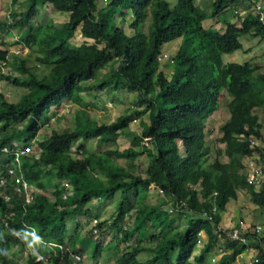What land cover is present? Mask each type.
Returning <instances> with one entry per match:
<instances>
[{
  "label": "trees",
  "instance_id": "1",
  "mask_svg": "<svg viewBox=\"0 0 264 264\" xmlns=\"http://www.w3.org/2000/svg\"><path fill=\"white\" fill-rule=\"evenodd\" d=\"M257 1L211 0L208 16L212 20L227 10H239V5L252 6L251 12L237 21L239 24L220 19L221 30L202 24L203 16L198 14L194 0H174L172 6L164 0H24L22 11L9 13V24L7 20L0 22V32L8 35L14 29L15 43L27 49L25 54L18 55L0 50V80L24 89L17 102L7 101L0 93V147L10 148L13 139H33L40 149L36 157L31 153L21 157L22 177L33 187L29 202L15 194L11 176L6 175V181L0 184V216L12 212L7 228L0 222V264H80L73 262L77 252L66 239L65 218L79 213L93 198L110 199L116 191L119 196L112 224L116 227L132 209L131 226L120 232L124 239L134 233L137 237L134 246L122 252L116 264L203 262L205 250L213 245L218 234H225L218 226L219 212L225 210L231 190H246L251 203L264 209V182L256 188L243 172L245 157L254 150L264 161V147L251 148L248 142L249 136L264 141V125L253 113L264 105V72L257 73L254 81L248 62L223 63L221 58L241 49L240 37L264 39V21L252 12ZM44 8L66 12L67 18L63 22L40 23L38 14ZM115 16L126 17L131 32L125 33ZM145 22L147 27L143 30ZM75 30L86 42L81 50L70 43ZM177 38L167 64L170 70L165 74L164 67L158 68L166 56L164 45ZM8 54L13 57L9 64L27 77L1 71V62L5 63ZM29 59L46 66L47 74L36 76L27 65ZM97 70H101V75L94 80ZM104 89L136 93L138 107L131 106L129 112L111 123H93L81 108L82 94ZM224 95L232 114L220 125L219 132L228 161L215 158L207 163L204 123ZM66 101L77 106L73 129L51 130L36 142L40 126L56 118L50 115L51 110ZM130 113L147 114V122L140 123V135L127 130ZM16 123L20 126H14ZM119 135L131 136V144L139 145L146 154L144 176L131 170L135 169L132 161L128 167L110 161L113 155L133 158L137 151L89 153L79 146L70 154L76 140L95 139L97 144H107ZM177 142L190 146L181 153ZM9 159L0 153V174L5 171L1 164ZM98 173L103 177H96ZM62 181L68 183V190L61 185ZM150 184L169 200L176 216H185L188 221L171 236L163 235L154 248H148L152 256L139 261L136 254L144 250L140 238L146 228L158 226L163 231L169 223L164 209L145 202ZM48 189L51 197L45 192ZM64 191L68 194L62 198ZM102 228L97 221L99 233ZM237 228L239 225L233 229ZM231 230H226L223 243L229 249V258L247 249L246 240L254 241L255 264H264V235L259 236V231L252 228L240 234L243 241L235 240L228 235ZM201 232L205 235H198ZM24 233L35 245H55L45 247L46 260L32 251L21 261L10 257L12 247L21 251ZM199 237H206V241L193 256ZM97 250L95 245L93 252ZM171 252L175 254L174 260L169 257ZM225 259L230 260H222Z\"/></svg>",
  "mask_w": 264,
  "mask_h": 264
},
{
  "label": "rangeland",
  "instance_id": "2",
  "mask_svg": "<svg viewBox=\"0 0 264 264\" xmlns=\"http://www.w3.org/2000/svg\"><path fill=\"white\" fill-rule=\"evenodd\" d=\"M167 2L169 6H172L174 0H164ZM210 1L211 0H201L198 4V0H194L195 5H197L198 14L203 16L202 24L205 27H209L210 23L213 21L216 22L217 29H222V21L220 19H231L232 22L239 24L237 21H240V17L231 13V10H227L222 13L219 17L214 20L209 18L208 13L210 10ZM99 2V1H98ZM258 2V1H257ZM257 4V3H256ZM260 4V3H259ZM250 5V4H249ZM247 7H243L239 5V10L241 12V18L245 13L251 10V5ZM255 5V4H254ZM261 5V4H260ZM264 6V4L262 3ZM25 8L24 0H0V22L7 20V13L19 12ZM251 12V11H250ZM116 17V16H115ZM67 18L66 12L59 11H50L46 8L42 9L38 14V22L45 23L48 20H52L55 22H63ZM219 18V19H218ZM117 24H120L124 27L126 33L131 32V29L127 26L128 19L124 18V21L120 19L119 16L116 18ZM211 26V25H210ZM147 27V22L144 23L143 30ZM14 34V29L10 30ZM16 33V32H15ZM179 41V38L172 40L167 45H164V53L165 57L160 61L159 69L163 68V72L168 74L170 67L167 65L169 63V58L175 51V47ZM241 49L235 50L232 53L223 54L221 56L222 62H235V63H243L248 62L250 68L253 71V79L257 80L256 75L259 72H264V39L256 40L251 37H240ZM70 43L72 46H76L79 50L83 49L86 42L81 38L79 31L75 30L72 38L70 39ZM19 46V43H15V40H12L9 43V47ZM27 50L24 51V53ZM8 59H12V55L8 54ZM27 65L32 69L34 74L38 77L44 76L47 74V67L44 65L36 64L32 59L27 61ZM1 71L5 74L11 76H18L20 78L27 77L24 74H19L17 67L15 65L6 64L2 66ZM101 75V70L96 71V77L94 80L98 79ZM93 80V81H94ZM24 92V89L18 86H15L11 83H8L4 80H0V93L3 95L4 99L7 101H18L19 96ZM137 94L126 92L124 90L112 91L109 89H104L100 92L94 93H83L82 101L84 110L87 112L89 118L93 123H111L118 116L122 115L125 112H129L131 106L138 107L137 104ZM228 98L224 95L219 102V106L217 110H215L209 117L206 118L203 129V145L208 148V155L206 157V162L209 163L213 159L217 158L221 162L228 161V158L224 155L223 149L224 145L220 141L221 133L219 132V127L225 121L229 119L232 114V110L228 107ZM77 106L72 104L69 101L63 102L61 107L53 108L51 110L50 115H55L56 118L49 123L43 124L40 126L42 128L37 133L36 142L43 136V134H47L51 130L57 131H68L73 129L75 124V115H76ZM253 113L257 115L258 120L264 125V105L261 107H257L253 110ZM141 122H147V114L144 113L142 115L136 116L133 113H130V118L127 123V130L132 132V134L140 135L141 133ZM14 126L19 127L20 124L16 123ZM132 137L129 135H119L113 142L107 144H97L95 139L89 140H76L73 143L72 151L70 154H74L75 148L82 146L80 148L82 151L85 150L89 153H99L103 150H112L116 153H120L125 150L137 151V155L133 158L129 157H120V156H111L110 161L117 165H122L124 167H128L130 161L135 164L131 170L134 172L140 173L144 176L143 171L147 166V156L144 152L141 151L140 146H133L131 144ZM145 140V139H144ZM146 143L145 141H143ZM11 143L25 144L27 142H23L21 140L13 139ZM178 151L181 153L186 152L185 148L190 146V143H178ZM146 145H148L146 143ZM260 147V143L258 144ZM31 146V145H30ZM263 146V145H262ZM264 147V146H263ZM36 149V146H34ZM243 161V160H242ZM246 162V159H245ZM244 162V163H245ZM246 166V168H245ZM243 172L247 171V165L245 164ZM248 173V171H247ZM96 177L102 178L103 175L98 173ZM151 189L150 197H148L145 202L155 204L160 206L165 210L169 217V223L164 228L163 231H159V227L155 228H146V232L142 238H140V245L144 248L143 251L136 254V259L139 261H145L152 256V252L148 250V248H154L158 241L163 238V235L171 236L174 232L179 231L183 228V226L187 223L188 218L185 216H176L173 210V207L170 206L169 200L161 194V192L150 184ZM119 192L116 191L114 195L110 199L101 200L93 198L90 200L83 208L74 216H69L65 218L66 225V239H69L71 242V246L76 250V255L80 256V264H116V260L119 258L120 254L131 247L134 246L136 242V234L134 233L129 239L122 238L121 230H127L128 227L131 226V221L133 219V210L128 209L127 214L117 222V226H113V218L115 215V202L118 199ZM227 209L228 215H233L236 219L240 216V219L237 220L236 225H240V223L250 224L251 225H259L260 230L257 233L259 236L264 235V209L258 208L253 205L250 201V196L244 189H234L229 192V202L224 206ZM220 219L222 221L223 211L219 212ZM95 218L98 222L102 224V232H98L94 237L91 234V230L89 225L91 220ZM230 223V221H229ZM231 223H234L231 221ZM223 223L219 224V228L223 230L225 234H218L217 240L203 253L204 263L205 264H218V260L214 259V263H209V259L211 255H215L217 252L224 255V257L229 258V249L223 247V243L225 242L226 230L222 227ZM27 233L23 234V243L21 247V251H17L16 247H12L9 249V255L15 260L21 261L25 254L28 251H36L38 249L39 253H43L45 250V245L41 244L40 248L33 239L27 240ZM30 235V234H29ZM198 235H205L204 232L199 233ZM199 244L196 245V248L193 252V256L199 251L202 247V244L205 243L206 237H199ZM247 248L249 250L250 256L248 255L241 256V258L236 261L235 258H232L233 264H253L256 263L254 260L255 250H254V241H245ZM95 245L98 246V250L94 253L93 248ZM72 249V248H70ZM17 251V252H16ZM248 253V252H244ZM174 252L169 254V257L174 260ZM220 256V257H221ZM192 261V258H189ZM255 261V262H254ZM229 263V261H228ZM227 263V264H228ZM230 264V263H229Z\"/></svg>",
  "mask_w": 264,
  "mask_h": 264
},
{
  "label": "built area",
  "instance_id": "3",
  "mask_svg": "<svg viewBox=\"0 0 264 264\" xmlns=\"http://www.w3.org/2000/svg\"><path fill=\"white\" fill-rule=\"evenodd\" d=\"M105 1V0H103ZM252 12L258 16L259 20L261 22L264 21V8L262 5L259 4V2L253 6L252 8ZM234 15H237L241 18V12L239 10H234L233 11ZM7 24L10 23L9 19V13H7ZM239 22V21H238ZM10 34L6 35L3 34V32H0V50L2 49H6L8 53H12L13 55H18V54H25L24 51L27 50L26 48H22L20 46H15V47H9V43L12 40L16 41L15 38V34H13L10 30H9ZM2 41V42H1ZM8 55L5 56L6 61L1 62L2 66H5L6 64H8V62L10 61L7 57ZM1 66V69H2ZM50 120H54V117L50 118ZM249 142V147L251 148H255V149H259L260 147L264 146V141L260 140L259 138L255 137V136H249L248 139ZM261 144L260 147L258 144ZM12 146L10 148H8L5 145H2L0 147V153H2V155L5 156H9V161L6 163H3L1 165L4 166V173L0 174V184H3L6 181L5 176L9 175L12 177L13 180V191L15 192V194L17 196H23V201L24 202H29L32 199V186L28 185L25 180L22 177L21 174V170H20V162H21V157L23 156H28L30 153L34 154V156L36 157L37 154L40 152V149L37 148V146L34 143V140H30L29 142L25 143V144H18V143H11ZM31 145V146H30ZM263 145V146H262ZM34 146H36V149H34ZM246 162L244 163V165H247V171H246V180L253 184L254 187H258L260 185V183L264 182V161L259 160V151H253V153H251L248 157H245ZM246 168V166H245ZM61 185L68 190L69 185L67 182L62 181ZM35 191L37 192H42L41 190H37L35 189ZM47 196H50V190H46L45 191ZM43 193V192H42ZM68 194V191H64L61 194V197L64 198L66 197V195ZM12 217V212L8 211L6 213H4L2 216H0V222L3 225V227L7 228L8 227V220ZM96 222L97 220L95 218H93L91 220V223L89 225V228L91 230L92 235H97L98 231L96 229ZM29 228V227H28ZM254 229L255 231L260 230V227L258 225H251V224H243L240 223L239 228L237 229H232L231 232L228 233L229 237L235 240H242L243 238L240 237V234L242 232H248L251 229ZM31 229V228H30ZM33 232V231H32ZM23 239V236H21ZM21 239V240H22ZM199 238L197 239V243H199ZM41 244L48 246V247H54V244H48L46 242H42ZM39 246V245H38ZM40 246L38 248H40ZM72 249H69V252H71ZM35 255H37V257L39 259H44L46 260L47 258V254L43 253H39L38 249L36 251H34ZM255 260V259H254ZM80 261V256L74 254L73 255V262H79ZM211 262H214V259L211 258ZM255 262V261H254ZM255 264V263H253Z\"/></svg>",
  "mask_w": 264,
  "mask_h": 264
},
{
  "label": "crops",
  "instance_id": "4",
  "mask_svg": "<svg viewBox=\"0 0 264 264\" xmlns=\"http://www.w3.org/2000/svg\"><path fill=\"white\" fill-rule=\"evenodd\" d=\"M201 0H198V4H199V2H200ZM261 5H262V3L264 4V0H259L258 1ZM263 6V5H262ZM263 8H264V6H263ZM116 18V17H115ZM126 18V17H125ZM220 18V17H219ZM218 18V19H219ZM121 20H123L124 21V19H122V18H120ZM212 20V19H211ZM228 21H230V22H232V20L231 19H229ZM210 25H211V27H213V28H216L217 29V25H216V22L215 21H213V23L211 22L210 23ZM209 25V26H210ZM118 26H120V27H122L120 24H118ZM122 29H123V31L126 33V31L124 30V27H122ZM127 30H129V28H127ZM72 146V145H71ZM257 188V187H256ZM149 189H151V186H148V190ZM150 191H148L147 193H146V200L148 199V197H150ZM229 202V201H228ZM151 204V203H150ZM228 204V203H227ZM222 221H221V219L219 220V222H218V226H219V224L220 223H223V225H222V227H223V229H233V228H235L236 227V224H237V221H236V219L237 220H239L240 219V216H238L236 219L234 218V216L233 215H228L227 214V209L225 208V210L223 211V214H222ZM229 221H230V223H229ZM231 221H233L234 223H231ZM250 224H253V223H250ZM238 226V225H237ZM203 242H205V241H203ZM198 245V244H197ZM196 248H198V247H196ZM248 252V253H244V252ZM245 251H243L242 253H240V254H238L237 256H235L234 258L236 259V261H238V259L239 258H241V256H245L246 257V255H248L247 257H249L250 256V252H249V250H248V248L245 250ZM250 253V254H249ZM221 254L219 253V252H217L215 255H211V258H213V259H216V261L218 262V264H219V262H220V264H221V262L223 263V264H227L228 263V261H229V263L230 264H233V262H232V260H227V259H225V260H222L223 258H225L224 257V255L223 256H221ZM211 258L209 259V263L211 262ZM205 261L203 260V262H201V263H199V264H205L204 263ZM211 263H214V262H211ZM228 263V264H229ZM208 264V263H207Z\"/></svg>",
  "mask_w": 264,
  "mask_h": 264
},
{
  "label": "clouds",
  "instance_id": "5",
  "mask_svg": "<svg viewBox=\"0 0 264 264\" xmlns=\"http://www.w3.org/2000/svg\"><path fill=\"white\" fill-rule=\"evenodd\" d=\"M50 121H52V120L49 119V121H48L47 123H49ZM44 124H46V123H44ZM41 129H42V128H40V130H41ZM34 139L36 140L37 137H35ZM34 143H35V142H34ZM35 145H36V144H35ZM1 154H2V153H1ZM2 156L4 157V155H2Z\"/></svg>",
  "mask_w": 264,
  "mask_h": 264
}]
</instances>
